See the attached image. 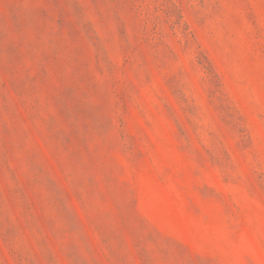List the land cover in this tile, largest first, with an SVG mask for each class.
<instances>
[{
    "label": "rangeland",
    "instance_id": "1",
    "mask_svg": "<svg viewBox=\"0 0 264 264\" xmlns=\"http://www.w3.org/2000/svg\"><path fill=\"white\" fill-rule=\"evenodd\" d=\"M0 264H264V0H0Z\"/></svg>",
    "mask_w": 264,
    "mask_h": 264
}]
</instances>
